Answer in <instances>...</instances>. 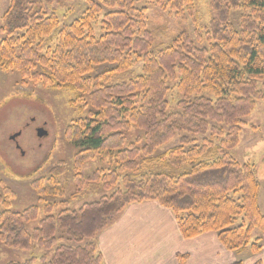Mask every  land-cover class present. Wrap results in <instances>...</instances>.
I'll return each instance as SVG.
<instances>
[{
  "label": "trees",
  "instance_id": "obj_1",
  "mask_svg": "<svg viewBox=\"0 0 264 264\" xmlns=\"http://www.w3.org/2000/svg\"><path fill=\"white\" fill-rule=\"evenodd\" d=\"M56 1L10 0L1 18L0 71L14 73L24 85L67 93L72 109H87L63 133L76 150L74 193L96 184L112 194L76 211L68 201L46 203L30 232L27 224L38 217V207L9 210L14 193L0 183V245L53 251L39 264H102L96 237L128 205L155 202L174 216L182 239L213 232L226 251L249 247L257 255L260 238L252 241V235L264 236L260 183L253 166L238 163L229 151L238 144L243 119L264 103V0H208L214 16L203 31L182 32L155 56L139 0H87L83 16L57 32L54 49H44L59 26L47 10ZM148 1L179 20L193 14V0ZM99 16L102 34L96 38L92 24ZM136 61L140 73L110 83L113 75L131 73ZM104 65L109 67L96 71ZM169 84L180 97L178 111L169 109ZM132 128L135 137L128 140ZM174 140L177 145L165 149ZM93 163L85 176L83 169ZM66 171L61 160L32 183L41 202L64 194ZM185 260L178 256V264Z\"/></svg>",
  "mask_w": 264,
  "mask_h": 264
},
{
  "label": "rangeland",
  "instance_id": "obj_2",
  "mask_svg": "<svg viewBox=\"0 0 264 264\" xmlns=\"http://www.w3.org/2000/svg\"><path fill=\"white\" fill-rule=\"evenodd\" d=\"M87 0H57L48 6V13H54L58 18L59 26L44 41V49H54L57 44V32L63 27L68 26L75 20H79L86 8ZM10 0H0V29L2 26V16L9 6ZM192 16L189 13L179 20L174 13L160 7L148 0H139L136 4L138 9L146 10V29L152 36V46L150 54L157 55L158 51L170 45L174 39L182 32L193 35L195 30L203 31L214 13L209 8L208 0H193ZM236 20L237 14L232 15ZM101 17L92 24L95 37L98 38L102 32L100 29ZM2 35L0 34V40ZM135 59V58H134ZM109 66H100L97 72ZM142 63L136 61L130 72L116 74L110 78L111 84L124 83L129 81L135 74L141 72ZM168 94L170 111H178L177 102L180 97L173 85ZM71 96L64 92L48 90L41 86L22 84L14 73H4L0 71V183L14 193V198L10 201L9 210L21 212L31 206L39 209L38 217L35 221L27 224L31 232L38 227L40 220L43 219V206L46 203H58L68 201L70 210H78L85 203L96 202L104 196L109 197L112 191H104L96 184L91 185L90 189L75 192L73 186L74 179L72 174L73 155L76 150L67 142L63 133L69 122L78 117H84L87 109L79 110L70 107ZM245 127L241 128L238 135V144L229 154L240 164L253 166L254 174L260 183L258 203L260 211L264 214V103L257 102L250 115L243 119ZM42 128L47 132V136L38 138L36 130ZM134 128L128 136L135 137ZM20 133L15 141L10 137ZM215 144L218 139H213ZM177 145V140L171 141L165 147L168 149ZM61 160L66 161L67 171L60 181L64 194L61 196L47 198L40 201L36 195L32 183L41 177H45L48 171ZM94 163L83 169L85 176L90 175L94 169ZM120 190L124 189V184L119 181ZM61 198V199H60ZM0 205V212L2 211ZM242 218H238L239 224ZM62 237L61 234L57 235ZM260 238V246L264 250V236L258 232L252 235V241ZM58 244H67L65 240H59ZM53 251L46 252L32 246L31 251H15L5 249L0 245V263H24L30 259H35V264H39V259L43 256L50 259ZM236 262L242 264L253 263L254 254L249 247L242 252L235 254Z\"/></svg>",
  "mask_w": 264,
  "mask_h": 264
},
{
  "label": "crops",
  "instance_id": "obj_3",
  "mask_svg": "<svg viewBox=\"0 0 264 264\" xmlns=\"http://www.w3.org/2000/svg\"><path fill=\"white\" fill-rule=\"evenodd\" d=\"M95 244L102 264H178V256L184 264L237 263L213 232L182 239L174 216L155 202L128 205ZM254 256L252 264H264V250Z\"/></svg>",
  "mask_w": 264,
  "mask_h": 264
},
{
  "label": "water",
  "instance_id": "obj_4",
  "mask_svg": "<svg viewBox=\"0 0 264 264\" xmlns=\"http://www.w3.org/2000/svg\"><path fill=\"white\" fill-rule=\"evenodd\" d=\"M19 135H20V133H17L15 135H13L12 137H10V140L11 141H15L16 138L19 137ZM36 135H37L38 138H43V137L47 136V132L44 129H42V128H38L36 130Z\"/></svg>",
  "mask_w": 264,
  "mask_h": 264
}]
</instances>
